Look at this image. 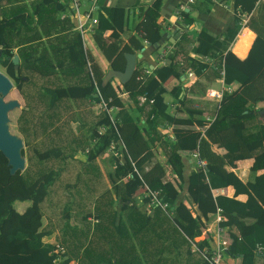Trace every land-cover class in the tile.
<instances>
[{"label": "trees", "instance_id": "16d2710c", "mask_svg": "<svg viewBox=\"0 0 264 264\" xmlns=\"http://www.w3.org/2000/svg\"><path fill=\"white\" fill-rule=\"evenodd\" d=\"M2 1L0 67L17 86L24 104L12 123L24 144L21 156L26 166L11 175L0 153V264H53L54 243L49 240L56 232L55 242L66 254L62 264L72 260L78 264H209L200 253L209 247L207 243L197 245L200 252H191L189 240L198 238L217 212L218 225L230 237L223 259L264 264V118L258 107L264 96V0H224L232 2L234 26L220 36L205 27L197 34L190 31L197 22L191 12L208 14L216 5L212 0L176 4L185 27L167 53L168 64L149 75L143 64H137L131 79L122 85L126 100L89 65L80 33L71 31L68 0ZM102 2L96 3L97 24L91 40L109 70L123 72L124 54L160 40L162 28L156 22L164 0H154L144 11L143 20L134 26L136 35H128L126 27V44L114 31L113 8L103 7ZM107 31L112 32L105 39ZM190 53L210 61L193 59ZM15 55L17 71L12 64ZM232 55L252 56L257 66L252 70ZM186 70L197 77L188 89L180 81ZM89 73L100 97L87 93L70 99L67 89L91 86ZM169 79L179 84L168 91L164 84ZM216 80L225 86L236 83L239 89L223 92L219 100L209 99L206 93ZM116 89L119 93L120 87ZM141 95L149 101L138 107ZM168 98L176 105V118L167 112ZM101 100L109 101L107 109L114 107L115 113L94 110L92 105ZM165 124L173 127V142L159 135ZM100 128L106 130L97 138ZM116 139L123 142L139 177L128 178L130 164L105 156ZM156 144L170 160L179 184L164 182V166L152 163L151 149ZM216 148L225 153H217ZM191 153L206 166L195 167L187 177L185 199L198 214L185 220L180 218L184 202L177 195L184 187L182 159ZM246 159H253V164L243 182L228 168L235 169L236 162ZM142 184L158 191L168 207L148 210L149 198H132ZM227 187L233 188L232 197L215 194ZM239 195H245L246 201H238ZM119 199L129 204L117 210ZM20 203L26 204L22 213L15 209ZM35 251L39 260H34Z\"/></svg>", "mask_w": 264, "mask_h": 264}, {"label": "crops", "instance_id": "0c3cea01", "mask_svg": "<svg viewBox=\"0 0 264 264\" xmlns=\"http://www.w3.org/2000/svg\"><path fill=\"white\" fill-rule=\"evenodd\" d=\"M86 1H89V0H86ZM153 1L154 0H103V2H102L103 7H111L114 10V31L118 35L121 36V38L123 40V44L127 43V39H126V35H125L126 27H128V30H127L128 35H136L137 33H136V31H134V26H135V24H137L143 20L142 15H143L144 11L152 6ZM185 1L186 0H164L163 4L161 5L160 11H159V18L157 19V22H156L162 28V36H161L160 40L153 45H149L148 42L144 44V47H143L144 50L142 51V58L138 60L139 61L138 64L141 63V64H143L144 68L147 67L150 70H153L157 66L168 64L167 53L173 48L172 46L174 45L177 38L179 37L180 32L182 31V27H185L176 18V14H175L176 4L181 3L183 5V3ZM0 2L3 3L2 0H0ZM96 3H97V0L95 1V4L93 6L94 12L92 13V16H94V17H97V12H98ZM90 6H91L90 2L86 3L83 0L81 11L82 12L88 11ZM186 6H187V3H186ZM185 10L187 12H189L191 9H185ZM232 10H233L232 9V2L228 1V4H226L225 6H224V4L213 5L208 14L193 11V12H191L192 16L196 19L197 22L190 27V31H192L193 34H197V32L200 30L201 27H205L212 34L220 36L228 28H231L234 26V13ZM71 23L73 24L72 26L74 27V28H72L71 31H77L76 28L78 26V21L73 18ZM243 28H244V26L242 27L240 32L243 30ZM93 29H94V27H89L88 25H86L85 29H84L85 35H86V40H85L86 51L88 52L87 53L88 54L87 59H88L89 65H93L97 69V74H99V73L102 74L103 80H104L106 75H108V72L110 71L108 68L109 64L107 62H105L103 57L100 55V53L97 51V49L95 48V46L92 43L91 35L93 33ZM249 30L254 35H256V33L254 31H252L251 29H249ZM111 32L112 31H107L104 34V38L107 39L109 37V35L111 34ZM238 35L236 36V38L238 37ZM236 38H235V40H236ZM233 43L231 44V46L233 45ZM231 46L228 50V53H230ZM158 48H160L158 50V52L155 51V49H158ZM166 48H169V50L167 51L166 54H163V52L166 50ZM191 48H192V46H190V49ZM246 50L247 49H245L244 51L246 52ZM140 53H141V50L140 51L133 50V52H132V54H135V55L140 54ZM189 56L193 59H200L201 61L204 62V59H201L199 56L195 55L194 53H190ZM232 56L235 57L236 59L240 60V61L245 62L248 65V67H250L252 70H254L257 66L252 61V59H251L252 56L250 57L248 55V57H247L248 59L247 58L246 59H240L234 55H232ZM143 66H141L142 69H143ZM124 68H125V65H124ZM188 73H191L192 77H188L187 76ZM88 77H89V80L91 81V86L88 89L80 90V89L70 88V89L66 90L70 99L79 98L83 94H87V93H90L93 97L94 96L100 97L99 92H98L97 87H96V82H95V78H94L93 74L89 73ZM196 80H197V77L194 74V72H192L191 70H186L185 74L180 78V81L184 83L183 87L186 89H188L190 86H192L196 82ZM109 81H111V86L113 88H115L117 94L120 95L121 99L126 100L127 94L122 92V84L118 81V79L110 77ZM178 84H179V82L177 80L169 79L164 84V87L166 90L169 91L170 89L177 86ZM117 87H120L119 93H118L119 90L117 91V89H116ZM209 89L219 91L222 94H223V92L231 93V92L238 91L239 85L236 83H232L229 86H225L223 84V81L216 80L212 83V85L208 88V90ZM209 99H212V98H209ZM172 100L173 99H170V98L167 99V103H168L167 112L171 116L176 118V105H175L174 101H172ZM18 103L20 104L19 101H18ZM261 103L258 104V107L263 108L264 105H262ZM97 105H98L97 103H94L92 105V108L98 112V106ZM21 108L22 107H20L18 109H21ZM115 110H116V108H114L110 112L111 115H112V113H115ZM137 116H138V114H137ZM179 116L185 117V115L183 113L179 114ZM205 120L210 121V117L205 116ZM73 127H75V124L73 125ZM159 135L163 138L164 141L170 140L173 142V140H174L173 127L165 124L164 126H162L160 128ZM151 151L153 153L152 162L154 161V163L157 162L160 165H163L165 170H166L163 181L164 182H166V181L172 182L173 181L174 185L179 184L180 181L176 182L175 180H169L168 179L173 174L172 173L173 167H172V164L170 163V160L168 162V158L164 156L162 148L159 146V144H156L154 147H152ZM215 151L219 154L225 153V150H223V149L216 148ZM193 154L194 153H191L190 158L186 157V158L182 159V164H183L182 174L184 177V187H183L182 192H180L177 195L178 200L184 202V209L180 213V218H183L185 220H193L198 214L196 208L194 206L190 205L185 199L187 177L190 174V172L195 168V159L193 157ZM81 155H78L79 158L81 157L80 159L83 158V156H81ZM252 164H253V159L241 160V161L236 162V168L235 169L228 168V170L235 173L237 175V177L241 181L244 182L246 180L247 175H248L249 168L252 166ZM149 168L150 167H148L147 169H149ZM215 194L216 195L221 194V195H224L227 197H232L234 194V190L232 187H227L223 190L215 192ZM131 197L132 198L135 197V199H140L142 197V194H140V192L137 191L134 194H132ZM236 199L240 202H245L247 197L245 195H239ZM120 202L123 205V208L126 206V204H129V202H127L126 200L119 201V204H120ZM25 207H26V204L20 203V204L16 205V210L18 213H22L24 211ZM116 208H117V206H116ZM123 208H121V209H123ZM121 209H119V210H121ZM91 216L92 215H88L87 219L91 220L92 219ZM213 221H212V223H213ZM206 226H210L209 228L213 229V228H211L212 226L209 224H206ZM56 236H57V232L51 237L49 242L54 243ZM200 237H202V236H200ZM199 239H201V238H199ZM202 240H201L202 241L201 243H207V245L209 247L210 246H211V248L213 247V243H209L205 239H202ZM33 254H36V258L35 259L33 258L34 260H39L41 258L40 254L37 251H35ZM237 263H238V259L225 258L222 261V264H237Z\"/></svg>", "mask_w": 264, "mask_h": 264}, {"label": "built area", "instance_id": "2783aa9c", "mask_svg": "<svg viewBox=\"0 0 264 264\" xmlns=\"http://www.w3.org/2000/svg\"><path fill=\"white\" fill-rule=\"evenodd\" d=\"M51 1H59V0H51ZM96 0H89L90 2V7L88 9V11L86 12H82L81 11V7H82V3L83 0H68L69 2V10L71 12V16L72 19H76L78 21V26L76 28V30L80 33L81 35V39L83 41V46L86 49V45H85V40H86V35H85V26L88 25L89 27H95V25L97 24V19L96 17L92 16V13L94 12V4H95ZM214 3L218 4V5H222L224 4V6L226 5V2H223L224 0H212ZM195 2V0H187V6L189 4H193ZM184 7H181V9H183ZM176 14V18L179 20L178 18V11H175ZM65 16V14L61 15V19H63ZM169 50V48H166V50L163 52V54H166L167 51ZM204 59V62H208L210 61L208 58H202ZM203 62V61H202ZM144 73L146 75L150 74V69H148L147 67L144 68ZM188 77H192L191 73H188L187 75ZM206 96L208 98H212V99H221L222 97V93L213 89H209L206 93ZM147 101H149L146 97V95H141L138 97V107H142ZM109 101L105 102L103 100H101L99 103H97L98 105V111H107L108 113H110L113 108L107 109V103ZM150 103H152V100H150ZM110 116V115H109ZM109 120L112 124L113 127L114 123L112 121V117H109ZM105 128H100L99 131H97V138L101 137L102 134L105 132ZM105 156L107 158H113V157H117V161L121 163V161H123L124 165L130 164V170L128 171V178H132V177H139V172L138 170L135 168L134 162L129 159L128 156H126V148L123 144V142L121 141V139H116V140H112L110 142V144L108 145V147L105 150ZM193 157L195 159V167L196 168H202L204 169L206 164L203 160H200L198 158V155L196 153L193 154ZM114 165L112 166V168H114ZM172 169V168H171ZM172 175L170 176L169 180H175L176 182L179 181L177 174H175L173 172L172 169ZM143 185V192L142 197L143 198H149V203L147 205V209H152L153 207H159L162 210H165L168 207V204L165 202H162V199L159 198V192L158 191H150L145 184ZM141 185V186H142ZM92 217V221L93 222H97L96 219H94L93 216ZM221 221V217L219 215V212H217V215L213 221V223L209 224L211 225L213 229H210V226H205L201 229V235L202 237H198L196 239L189 240V242L191 243V252H200L197 245L200 244L203 240L205 239L207 242L209 243H213V247H203V249L201 250V254L203 255V257L205 258V260L209 263V264H222L223 261V253L225 251H227L229 243H230V237H229V233L221 228L218 223ZM201 238V239H199ZM202 240V241H201ZM258 252H260L258 250ZM53 255H55V258L52 260L53 264H62L63 261H65L66 259V254H65V249L59 244L54 242V250H53ZM68 264H78L77 260H72L70 261Z\"/></svg>", "mask_w": 264, "mask_h": 264}, {"label": "water", "instance_id": "95a60500", "mask_svg": "<svg viewBox=\"0 0 264 264\" xmlns=\"http://www.w3.org/2000/svg\"><path fill=\"white\" fill-rule=\"evenodd\" d=\"M143 50L144 48L141 49V53L137 55L132 53L124 54L126 62L124 71L117 72L110 70L103 82L107 83L110 80V77L117 78L122 85L128 82L135 71L136 64L139 62L138 60L142 58ZM12 64L14 70L17 71L19 65L17 55L13 57ZM12 88V81L0 72V153L6 158L7 165L10 167L9 172L11 175L17 171L22 172L26 166V161L24 157L21 156V150L24 148L23 141L18 136L11 134L8 127V113L11 110L20 108V104L17 100H4ZM262 100L264 101V96ZM260 115L264 118V107L262 108Z\"/></svg>", "mask_w": 264, "mask_h": 264}, {"label": "rangeland", "instance_id": "374dc122", "mask_svg": "<svg viewBox=\"0 0 264 264\" xmlns=\"http://www.w3.org/2000/svg\"><path fill=\"white\" fill-rule=\"evenodd\" d=\"M144 67V66H143ZM6 70L4 69V68H2V67H0V72L2 73V74H4V75H6V72H5ZM12 84H13V88H12V90L9 92V94L8 95H6V97H5V101H10V100H17V101H19L20 102V107H22L24 104L23 103H21V97H20V95H19V91L17 90V86L14 84V82H12ZM262 105H264V101L262 100V103H261ZM17 112H18V109L16 108V109H14V110H11L9 113H8V117H9V123H8V127H9V131H10V133L11 134H13V135H15V130H16V128L14 127V121H13V123H12V119H14L15 120V118H16V114H17ZM16 136H18V135H16ZM152 163H154V161L152 162ZM146 169H147V167H146ZM169 179V178H168ZM143 190H144V188H143V185L142 186H140L137 190H136V192L138 191V192H140V194L143 192ZM119 201H121V199H119ZM121 208H123V205L121 204V202H120V204H119V202L117 203V209L119 210V209H121ZM16 209V208H15Z\"/></svg>", "mask_w": 264, "mask_h": 264}, {"label": "clouds", "instance_id": "9594fccd", "mask_svg": "<svg viewBox=\"0 0 264 264\" xmlns=\"http://www.w3.org/2000/svg\"><path fill=\"white\" fill-rule=\"evenodd\" d=\"M143 70H144V68H143ZM151 71V70H150Z\"/></svg>", "mask_w": 264, "mask_h": 264}]
</instances>
